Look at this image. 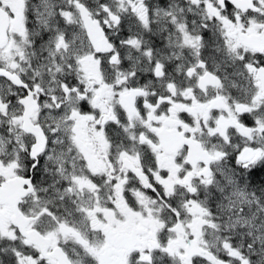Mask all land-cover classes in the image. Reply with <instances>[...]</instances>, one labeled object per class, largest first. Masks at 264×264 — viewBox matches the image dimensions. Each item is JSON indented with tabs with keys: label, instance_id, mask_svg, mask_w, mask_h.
Returning <instances> with one entry per match:
<instances>
[{
	"label": "snow or ice",
	"instance_id": "obj_1",
	"mask_svg": "<svg viewBox=\"0 0 264 264\" xmlns=\"http://www.w3.org/2000/svg\"><path fill=\"white\" fill-rule=\"evenodd\" d=\"M0 264H264V0H0Z\"/></svg>",
	"mask_w": 264,
	"mask_h": 264
}]
</instances>
